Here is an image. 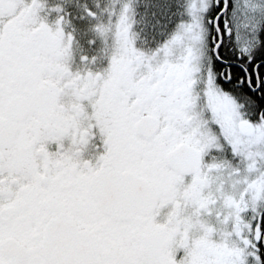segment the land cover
<instances>
[{"label": "snow or ice", "instance_id": "1", "mask_svg": "<svg viewBox=\"0 0 264 264\" xmlns=\"http://www.w3.org/2000/svg\"><path fill=\"white\" fill-rule=\"evenodd\" d=\"M0 264H264V0H0Z\"/></svg>", "mask_w": 264, "mask_h": 264}]
</instances>
